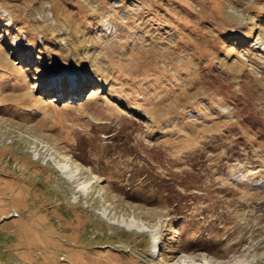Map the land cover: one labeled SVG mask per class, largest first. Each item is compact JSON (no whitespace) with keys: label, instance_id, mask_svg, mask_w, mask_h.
I'll list each match as a JSON object with an SVG mask.
<instances>
[{"label":"rangeland","instance_id":"rangeland-1","mask_svg":"<svg viewBox=\"0 0 264 264\" xmlns=\"http://www.w3.org/2000/svg\"><path fill=\"white\" fill-rule=\"evenodd\" d=\"M205 262L264 264V0H0V264Z\"/></svg>","mask_w":264,"mask_h":264},{"label":"bare ground","instance_id":"bare-ground-1","mask_svg":"<svg viewBox=\"0 0 264 264\" xmlns=\"http://www.w3.org/2000/svg\"><path fill=\"white\" fill-rule=\"evenodd\" d=\"M85 186V187H84ZM83 187H81V190L82 191H88L89 190V188H90V183H88V185L86 186V185H84ZM134 227H137L138 228V225L137 224H135V225H133ZM185 264H187V263H185ZM204 264H210V263H208V262H205Z\"/></svg>","mask_w":264,"mask_h":264},{"label":"trees","instance_id":"trees-1","mask_svg":"<svg viewBox=\"0 0 264 264\" xmlns=\"http://www.w3.org/2000/svg\"><path fill=\"white\" fill-rule=\"evenodd\" d=\"M81 65H82V66H86V64H85L84 62H82ZM80 82H82L83 86H85V85H84V84H85V83H84V82H85L84 80H80Z\"/></svg>","mask_w":264,"mask_h":264}]
</instances>
